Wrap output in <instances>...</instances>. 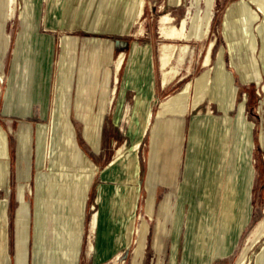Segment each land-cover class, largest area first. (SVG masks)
I'll return each instance as SVG.
<instances>
[{"label":"rangeland","instance_id":"374dc122","mask_svg":"<svg viewBox=\"0 0 264 264\" xmlns=\"http://www.w3.org/2000/svg\"><path fill=\"white\" fill-rule=\"evenodd\" d=\"M55 1L54 9L49 12L45 0H39L37 34L41 39H53L54 41L50 80L46 89L47 107L44 108L43 101L37 99L33 105L32 114L25 117L16 114L7 115L4 111L5 101L10 100V103L14 101V96H11L9 91L10 84L12 85L14 78H22L20 72L31 66V54L24 48L25 39H22L19 43L20 47L17 48L20 66L11 78L14 51L22 28L21 21L26 17L25 2L24 0H0V59L3 63V70H0L2 87L0 128L8 134L11 163L8 194L0 192V201L7 206L4 222L9 264L68 263L63 260L65 250H62L64 248L61 244V239H64L65 236L68 237V234H71V238L75 240L79 238V234L81 235L78 250L68 252L67 255H71L73 258L77 256V264H197L192 257L189 262L186 261L188 258L186 251L189 248L186 235H188L187 216L190 201L196 202L202 216H204L207 206L211 208L209 204L206 205V201H215L216 203L213 205L217 218L218 213L226 206L224 195L230 187L227 182L228 178L231 173L235 174L236 171H238V179L247 176L252 182L249 225L236 248L223 259L213 257L216 254L213 242V252L209 257V264H238L243 259L245 264H264V237L255 241L257 230L264 226V40L258 29L260 23L250 26L245 19L236 17V22H233L231 39L226 40L224 35L226 16L241 0H212V21L209 33L206 38H201L198 32L204 28L206 0H201L199 4H197V0H180L179 5L176 3L177 0H78L76 1L77 5L68 10L66 18L69 19L72 16L82 18L81 15H83L87 28L99 31L88 32L84 27H77L79 24L73 29L63 30L61 23L65 19L70 2L69 0ZM247 4L253 12H256L257 6L249 4L248 1ZM6 16L7 19H5ZM260 16L264 19L263 14ZM184 20L186 22L185 34L188 37L185 40L178 31L180 23ZM28 34L26 33L25 37ZM65 37L77 41V53L79 54L76 56V63L79 62V51L83 40L112 41L116 45V60L120 59L121 53H126L129 57L134 43L142 48H149L153 66L152 92H155V94L152 93L150 107L154 115L158 113L162 100L178 94L185 83L193 82L205 71L203 65L209 48L214 43L210 63L213 79L209 97L203 99V103L200 105H195L191 96L184 102L183 119L186 124V141L176 176V184L179 186L183 181V173L186 168L181 202H179L177 188L171 189L167 185L160 184L156 189L157 200L154 203L153 213L150 216L146 212L147 200L150 198L147 191V179L151 156L152 127H149L147 135L140 142V148L135 151V142L140 137L135 128L139 122H133L130 127L127 125V121L131 115V106L133 110L136 106L135 98L139 92L134 87L124 88L128 58L119 73V78L115 80L117 83L119 79L118 88L113 91L115 92V104L103 117L104 121L98 122V131L95 124H88L87 133L84 135L83 124L75 121L74 111L78 86L76 82L74 83L66 100L67 103H71L67 107L71 112L69 117L75 129V133L73 132L74 142L76 141V149L81 152L82 158L84 157L83 161L78 163L77 156L68 146L66 139L60 138L58 124L47 167L38 179L37 134L35 130L38 127H47L53 108L56 107V110L60 108L59 89L57 88V83H59L58 61L61 42ZM162 47L168 48V57L174 53L175 61L172 59L167 69L175 68L178 76L180 72L182 73V78L184 75H188V78L182 79V81L179 76L178 80L167 89L160 87L164 76L162 66V71L159 70ZM183 48L186 51L183 54V60L180 61ZM92 53H96V58L100 63L103 58L102 63H104L109 55V47L101 46L97 50L92 49L91 55ZM233 64L240 70H245V65L251 66L247 72V81L242 80L237 72L238 68L233 67ZM256 68H258V74H256ZM221 73L224 74L223 79H221ZM3 78L4 80H2ZM242 104L245 106L243 117L246 126L252 127L249 131V139H246L245 128L239 129ZM127 105L130 106L126 109ZM95 109L98 113V107ZM209 111L212 113L211 116L208 115ZM132 117L134 121L137 119L135 111H132ZM193 120L191 132L194 133L193 135L191 133L188 147L190 126ZM207 122L214 124L216 136L209 133L206 127ZM28 125L33 132V160L30 165L29 178H27V164L18 159V143L15 136L19 129H26ZM223 130L228 132L226 138L222 134ZM229 132L230 136H228ZM207 136L210 138L212 136V140L217 144H215L216 148L218 142L220 143L221 139L225 138L223 143L225 151L227 149V158L224 175L223 177L219 175L222 178L221 181L219 176L218 180L215 179L217 173L214 168L213 171L209 168L211 162L207 161L204 154L201 155L202 151L206 152L207 156L209 153L211 155L215 153H211L207 140L203 145H206V148L201 147L202 139L205 141ZM247 140L250 141V144H247ZM119 151L124 152V158L106 172V168L115 161ZM197 151L200 153L204 166L197 163L193 168L192 176L188 158H192V152ZM133 155L137 157L139 168L137 185L139 199L136 212L133 215L135 220L133 242L129 246L122 242L119 247L117 246L119 241L112 244L111 239L114 236L115 239L119 236L125 240L126 238L124 234L118 233L114 229L115 224L110 217L112 212L110 201L118 197L120 190L135 186L131 183L133 178H129L125 173L127 163ZM19 167L23 172L21 175L18 172ZM53 179H55L54 185L52 184ZM99 196L100 201L98 202ZM167 198L170 199V202L165 204L166 206L170 203L168 219L165 206L163 207ZM184 199L187 203L184 210L185 215L182 216V201ZM80 203L82 207L79 211ZM162 208L164 215H162ZM94 217H96L97 227L92 233L91 225ZM216 218L214 220L215 237ZM26 222L29 224V239L27 246L23 248L20 237ZM144 222L149 225V233L145 241V248L137 253L140 242L138 229ZM127 224H129L128 221L126 227ZM181 225L180 247L177 252L172 250V244ZM92 244L98 250L95 251ZM52 258L55 260L52 261ZM76 261H72V264H76Z\"/></svg>","mask_w":264,"mask_h":264},{"label":"crops","instance_id":"0c3cea01","mask_svg":"<svg viewBox=\"0 0 264 264\" xmlns=\"http://www.w3.org/2000/svg\"><path fill=\"white\" fill-rule=\"evenodd\" d=\"M78 0H69L70 5L68 6L65 19L61 23V29L68 30L73 29L79 24L77 27H84L88 32H97L99 30H91L87 28V24L85 22L84 16L81 17H74L67 19L66 15L69 9L77 5ZM25 2V19L22 20L21 31L19 33V37L17 39L16 48L14 51V60L12 64V75L11 78L16 74L17 69L20 66V62L18 61V46L22 39L24 41V48L31 54V67L25 69V71H21L20 74L22 78H17L13 80L12 85L10 84V95L14 96V101L10 103V100L5 101L4 111L7 115H23L25 117L30 116L32 114L33 105L37 99H41L44 103V108L47 107L46 102V89L49 84V78L51 73V65H52V56H53V46L54 41L53 39H41L38 33V22H39V0H24ZM47 9L49 12H52L54 9L55 0H45ZM84 5V4H83ZM8 10V9H7ZM8 15V12H7ZM7 19V16L6 18ZM29 33L26 37L25 34ZM101 46L109 47V55L104 63H100V61L96 58V53H92V49H98ZM29 47V49H28ZM64 47L66 48L64 50ZM61 51L59 55L58 61V70H59V83H57V88L59 89L58 94V102L59 110H56V107L52 110L51 119L57 116V121L60 124L64 122H68L72 129V132L75 133L74 126L72 125V121L69 116H71V112L68 110V105L71 103H67V96L70 95L72 87L74 83H77L78 90L76 91V105L74 114L76 115L75 121L83 124V133L86 135L87 133V126L88 124H95V127L98 131L99 123L104 121V116L107 115L109 109L115 104V89L117 90L118 82L116 83V78H119V74H116L115 71V63L119 60H116V45L112 41H105L100 39H88L83 40V44L80 49V56L79 62L76 63V56H78V44L77 41H73L68 37L63 38L61 42ZM141 49L143 52L144 59L142 60V65L145 68V71H139L135 74H131L129 71L130 62H132L133 54L136 49ZM69 53V54H68ZM125 55L126 62L128 58V69L126 73V79L124 82V88H136L139 94L136 96L135 100L137 101L136 106H131V115L129 120L127 121L130 127L133 122H140V118H146L147 115L151 114V153L150 159L154 158V167L152 168L149 159V171H148V179H147V191L149 193V197L154 199V203H156V189L158 185L163 184L169 186L171 189L177 188L179 191V202L182 199V186L185 182V172L186 168L183 173V181L180 182L179 186L176 184V176L179 168V164L183 155V148L184 143L186 141V124L185 120L183 119L182 115H160L161 111V104L163 102L168 101L172 96L167 97L166 99L161 101L159 111L156 115L153 114L150 102L152 100V92L153 89V66L151 61V52L149 48H142L137 43H134L131 47V53L129 57H127L126 53H121L120 56ZM150 57V58H149ZM171 57H166L167 61L170 60ZM173 57L171 58L167 67L170 66ZM179 59V58H178ZM175 61V58L173 59ZM160 68L159 70L162 71L163 63L160 56ZM148 63V65L146 64ZM124 66V64H123ZM122 66V67H123ZM149 67V68H148ZM31 69V70H30ZM66 69V70H65ZM152 78L150 79V77ZM134 76V77H133ZM181 81L185 76L182 78V73L180 72ZM179 76L176 80H178ZM69 78V79H68ZM132 79V80H131ZM64 80V81H63ZM175 80V81H176ZM130 81V82H129ZM149 81V83H148ZM174 81V82H175ZM173 82V83H174ZM65 85H62L64 84ZM136 84V85H135ZM59 85V86H58ZM170 84L168 87H170ZM20 87V88H19ZM160 87L163 89H167L168 87H164L160 82ZM99 91V92H98ZM19 92V95H17ZM73 92V91H72ZM15 93V94H14ZM23 95V96H22ZM17 99V100H16ZM121 102V100H120ZM57 103V102H56ZM55 103V104H56ZM127 105L126 109L128 108ZM98 107V113L95 109ZM125 109V111H126ZM124 111V113H125ZM132 111H135L137 114V119L134 121L132 117ZM53 116V117H52ZM74 119V118H73ZM211 119V118H210ZM214 119V118H212ZM195 120V119H194ZM194 120L190 126V132L188 137V147L190 144V137L191 131L193 128ZM208 120V119H207ZM51 121V120H50ZM124 121V120H123ZM204 121V120H202ZM155 130V137L152 139L153 129ZM231 130V129H230ZM228 133V132H227ZM60 134V132H59ZM216 134V133H215ZM145 134L143 138L146 136ZM216 136V135H215ZM230 136V132L229 135ZM71 138V136H70ZM74 138V137H73ZM214 138V137H213ZM216 139V138H215ZM75 140V139H74ZM142 140V139H141ZM207 140V145L211 149V153L215 152L218 154L211 155L208 154L207 161L211 162L209 168L213 171V168L217 166L220 171V176L224 175V169L226 165V158H227V149L225 151V144H221L218 142V147L215 146V141L207 136L204 142ZM76 142V141H75ZM200 144V143H199ZM73 145H76L75 143ZM204 145V143H203ZM213 145V146H212ZM217 145V144H216ZM206 146V145H205ZM76 149V146H74ZM187 147V150H188ZM200 147V145H199ZM202 147V146H201ZM204 147V146H203ZM124 151V150H121ZM80 152V151H79ZM120 152V151H119ZM76 153V152H74ZM81 153V152H80ZM62 158V157H61ZM132 158V157H131ZM130 158V159H131ZM63 159V158H62ZM129 159V160H130ZM225 160V163H224ZM219 162V163H218ZM128 164V163H127ZM126 164V165H127ZM218 164V165H216ZM111 165V164H110ZM109 165V166H110ZM186 167V165H185ZM237 168L236 165L234 167ZM61 170V169H60ZM110 167L106 168V172L110 171ZM211 171V172H212ZM194 169L192 170L193 176ZM238 171L234 172L235 174L231 173L228 178V185H230L227 193L224 195L225 199V209L220 211L217 215V226H216V237L214 241V250L216 254L213 255L216 259H223L227 257L238 245V243L242 240L245 231L249 225L250 220V193L252 191L251 187V180L247 178V176H243L241 179H238L237 173ZM152 173V174H151ZM219 179L221 181L222 178ZM205 180V179H204ZM138 179L137 183H133L135 186L131 188L138 190ZM130 188V187H128ZM139 199V197H138ZM138 202V201H137ZM166 202H170V199L167 198L163 207L165 206ZM137 203L135 206L134 213L136 212ZM223 208V206H222ZM99 213V212H98ZM162 215L163 208H162ZM181 223H182V216H181ZM135 227V225H134ZM133 229H128V226L125 228L123 232L125 239L119 236L115 239V236L111 239L110 242L115 244L117 241V246L120 247L122 242H125L127 246H129L133 242ZM175 227H176V220H175ZM182 225L180 227V231L175 234V241L172 244V250L179 251L180 247V235ZM175 230V228H174ZM98 232V231H97ZM96 233V232H95ZM149 233V230H148ZM71 234H68V237L65 236L64 239H61L62 247L65 250L63 259L64 261H68V263L64 264H72V261L77 260L76 257L67 256L68 252L77 251L79 241L81 235L79 234V238L77 240L71 238ZM148 236V235H147ZM100 244V243H99ZM4 254L9 258L7 243L4 245ZM94 245L92 244V247ZM95 247V246H94ZM174 247V248H173ZM98 250L95 247V251ZM52 261L55 259L52 258ZM10 259H5V264H9ZM77 264V261H76Z\"/></svg>","mask_w":264,"mask_h":264},{"label":"bare ground","instance_id":"6f19581e","mask_svg":"<svg viewBox=\"0 0 264 264\" xmlns=\"http://www.w3.org/2000/svg\"><path fill=\"white\" fill-rule=\"evenodd\" d=\"M179 1L177 0L176 3L179 5ZM201 0H197V4H199ZM247 1L249 4L257 6L256 12H253L252 8L248 6ZM214 7V6H213ZM211 8H212V0H206V15H205V21H204V28L198 34L200 35L201 38H206L209 33V28L210 24L212 21L211 18ZM260 14H263L264 16V0H241L233 9L230 11L228 16H226L225 23H224V35L226 40L231 39V33H232V28H233V22H236V17L240 19H245L246 22L250 25L253 26L257 23H260L259 26V32L264 40V19L261 18ZM67 16V15H66ZM232 17V18H231ZM264 18V17H263ZM231 19V20H230ZM251 29V27H250ZM179 33L181 34V37L183 39H188L186 36V22L185 20L180 23V28H179ZM243 31V30H242ZM252 31V29H251ZM115 32V31H113ZM244 32V31H243ZM256 36V35H255ZM253 38V37H251ZM255 39V38H253ZM255 41V40H254ZM253 41V42H254ZM256 44V43H255ZM254 44V46H255ZM214 43L209 48L208 51V56L206 58V61L204 62V69L205 71L195 78L193 82L188 81L185 83L183 86L182 90L176 94L175 96H172L168 101L163 102L161 104V111L160 115H182L184 116L185 112V107H184V102L185 100L191 96L193 102L195 105H200L203 103V99L209 97L212 89V79H213V70H212V65L211 63V54H212V49H213ZM253 46V47H254ZM20 47V46H19ZM256 47V46H255ZM66 48L64 47V50ZM167 47H162L161 49V59L163 63V70H164V76L162 78L161 84L166 88L170 84H173V82L177 79L178 77V72L175 70V68L171 67L170 69H167V66L171 60V58L174 56L171 55V58L169 61H167ZM20 51V49H19ZM175 51V49H174ZM186 49L181 50V56H180V61L183 60V54L185 53ZM143 51L141 49H136L132 62H130V67L129 71L131 74H135L139 71L144 72L145 68L142 65V60L144 59L143 56ZM69 54V53H68ZM19 56V55H18ZM124 58L125 55L122 54L120 56V59L118 63L115 66V71L116 74H119L122 66L124 64ZM150 58V57H149ZM23 62V61H21ZM103 62V58L101 59V63ZM148 65V63H146ZM235 68H238L236 65H232ZM31 67V66H30ZM251 67V66H250ZM250 67L248 65H245V70H240L239 68L237 69L238 74L242 78V80L245 82L248 80V74L247 72L250 70ZM149 68V67H148ZM255 69V66H254ZM0 70H3V63L2 59H0ZM66 70V69H65ZM221 79H223V73H221ZM256 74H258V68H256ZM255 74V75H256ZM133 76V77H134ZM151 76V75H150ZM257 76V75H256ZM152 76L150 77V79ZM188 76H185L183 79H187ZM260 79L259 77H257ZM69 79V78H68ZM4 80V78L2 79ZM11 80V79H10ZM132 80V79H131ZM64 81V80H63ZM130 82V81H129ZM149 83V81H148ZM62 85H65L62 84ZM136 85V84H135ZM59 86V85H58ZM1 95H2V87H1V81H0V106H1ZM189 104V103H188ZM187 104V105H188ZM54 109V108H53ZM241 116L239 119V129L245 128V136L247 137L246 139H249V131L252 129L251 126H246L245 119L243 117L245 106L244 104L241 105ZM201 113V112H200ZM211 116V111L208 112ZM51 117V116H50ZM53 117V116H52ZM140 122L138 126L135 128L136 133L140 135L138 137V140L135 142L134 150L137 151L140 148V142L141 139L145 134H147L149 127L151 126V114L149 113L147 117L144 119L140 118ZM57 116L53 117L50 121V123L47 125V127H38L36 131L37 134V139H36V160L38 163V179L41 176L43 170L47 167V162L49 161V156L53 147V139L55 136V132L57 130L58 124L60 128V138H65L68 146L76 152L75 155L77 156L78 163L83 161L81 153L75 149V145H73L74 142V134L72 132V129L69 125L68 122H64L63 124H60L57 121ZM133 125V124H132ZM152 127V126H151ZM207 129L211 135H215V126L212 123L207 122ZM155 128L153 129L152 133V139L155 137ZM192 135L194 132H191ZM33 132L31 128L26 127V129L21 128L19 131L15 133V136L17 138V145H18V159L20 162H25L27 164L28 168V173H27V178L30 176V170H31V162L33 160ZM223 136L225 138L227 137V133L225 130H223ZM71 136V138H70ZM205 138V137H204ZM222 138L220 143L224 144V139ZM202 143H204V140L202 139ZM247 144H250V141L247 140ZM203 147V144H201ZM206 148V146H204ZM201 148V147H200ZM134 152V151H133ZM193 157H187L188 158V166L193 170L195 168V165L202 164L203 162L201 161L200 158V153L199 151L197 152H192ZM204 154V157L206 158V152L202 151L201 155ZM210 154V153H209ZM152 156V155H151ZM124 158V152H120L115 159L114 162L111 163L109 166L110 169H112L114 166L120 163V161ZM203 158V157H202ZM154 160V158H153ZM152 160V157L150 159V164L153 168L154 161ZM219 163V162H218ZM10 151L8 148V134L0 128V192L1 193H6L8 194L9 190V176H10ZM82 164V163H81ZM218 165V164H216ZM91 168V167H90ZM138 162H137V157L136 155H133L132 158L128 161V165L126 167L125 173L126 175L130 178H133L132 182L137 183L138 179ZM95 171V170H94ZM214 171L217 173L215 179L218 180L219 176V168L217 166L214 167ZM19 174H23L21 168L19 167L18 169ZM152 174V173H151ZM125 175V176H126ZM55 179L52 180V184L54 185ZM23 197V195H22ZM139 194L137 192V189L133 188H125L124 190H120L118 197L111 199L110 203L112 205V212L110 213L111 219L114 221V229L118 231V233H122L127 230L125 229V225L127 221L129 222L128 229L130 230L131 228L133 229L135 225V220L133 218L134 215V210L136 203L138 201ZM81 201V200H80ZM100 201V196L98 198V202ZM186 199L182 201V216L185 210L186 206ZM214 203L215 201H206V205L209 204L211 208L208 206L205 208V214L202 216V213L199 212L196 202L190 201V209H189V214L187 216V227H188V235L187 236V244L189 245L187 249V259L186 261L189 262L191 260V257L193 258L194 262H197V264H209V257L213 252V242H214V237H215V227H214V220L216 218V211L214 208ZM25 204V203H24ZM168 203L165 206V210L167 212V219H168V214H169V205ZM213 205V206H211ZM82 205L81 203L79 204V211L81 209ZM154 210V199L151 197L147 200V206H146V212L151 216ZM6 212H7V206L4 202L0 201V264H5V259L8 257L5 256L4 254V245L6 243V235H5V220H6ZM78 213V211H77ZM180 217V216H179ZM78 218V215H77ZM178 219V216H177ZM79 221V220H78ZM37 225V224H36ZM167 225V221L165 223V227ZM80 227V226H79ZM97 227L96 224V217H94V220L91 225V231L92 233L95 231ZM148 230H149V225L144 222L142 227L138 229V235L140 237V242H139V247L137 249V253L141 252L145 248V241L147 239L148 235ZM164 231H166L164 229ZM264 237V226L260 227L255 235V241L257 242L260 238ZM29 239V224L28 222L25 223V228L23 231L22 236L20 237V243L21 246L24 248L27 246ZM248 259V258H247ZM186 263V262H185ZM238 264H245V260H241Z\"/></svg>","mask_w":264,"mask_h":264}]
</instances>
